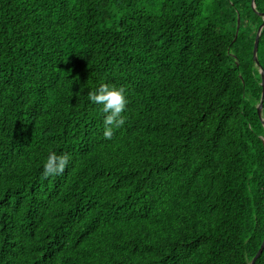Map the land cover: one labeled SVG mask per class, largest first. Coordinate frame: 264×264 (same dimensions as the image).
I'll return each mask as SVG.
<instances>
[{"label":"trees","instance_id":"trees-1","mask_svg":"<svg viewBox=\"0 0 264 264\" xmlns=\"http://www.w3.org/2000/svg\"><path fill=\"white\" fill-rule=\"evenodd\" d=\"M262 14L264 0H0V264H249ZM104 84L127 99L110 139L89 99ZM51 153L69 161L45 177Z\"/></svg>","mask_w":264,"mask_h":264},{"label":"clouds","instance_id":"clouds-1","mask_svg":"<svg viewBox=\"0 0 264 264\" xmlns=\"http://www.w3.org/2000/svg\"><path fill=\"white\" fill-rule=\"evenodd\" d=\"M89 99L94 103L102 106V112L106 113L104 124L106 125L104 136L111 138L113 135V125L119 127L123 124L121 113L125 110L127 99L125 90L122 87L101 85L100 88L89 94ZM69 157L66 155H48L43 164V174L45 177L53 174H62L68 164Z\"/></svg>","mask_w":264,"mask_h":264},{"label":"water","instance_id":"water-1","mask_svg":"<svg viewBox=\"0 0 264 264\" xmlns=\"http://www.w3.org/2000/svg\"><path fill=\"white\" fill-rule=\"evenodd\" d=\"M252 7H254V3L252 1ZM261 16H263V20L262 22L259 24L257 32H256V36H255V41H254V46H253V51H252V56H253V60L254 62L257 64L258 68H259V72H260V76H261V98H260V102L259 104L256 106V113L257 116L260 118V120L262 121V124L264 126V119L261 115V111H262V102H263V98H264V70L261 66V64L259 63L258 59H257V46H258V42H259V38H260V34L261 31L263 29L262 26H264V14H262ZM237 29H238V20H237ZM237 31V30H236ZM263 142H264V138H263ZM264 249V238L263 241L258 249V251L256 252V254L253 256V258L251 259L249 264H253V261H256L257 258L259 257V255L261 254V252Z\"/></svg>","mask_w":264,"mask_h":264},{"label":"snow or ice","instance_id":"snow-or-ice-1","mask_svg":"<svg viewBox=\"0 0 264 264\" xmlns=\"http://www.w3.org/2000/svg\"><path fill=\"white\" fill-rule=\"evenodd\" d=\"M262 27H264V26H262ZM253 264H255V261H253Z\"/></svg>","mask_w":264,"mask_h":264}]
</instances>
